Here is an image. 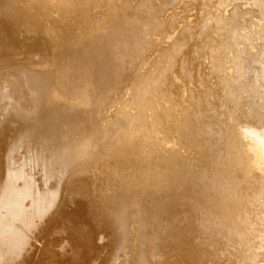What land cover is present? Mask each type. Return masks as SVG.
<instances>
[{"label":"bare ground","instance_id":"6f19581e","mask_svg":"<svg viewBox=\"0 0 264 264\" xmlns=\"http://www.w3.org/2000/svg\"><path fill=\"white\" fill-rule=\"evenodd\" d=\"M0 264H264V0H0Z\"/></svg>","mask_w":264,"mask_h":264}]
</instances>
